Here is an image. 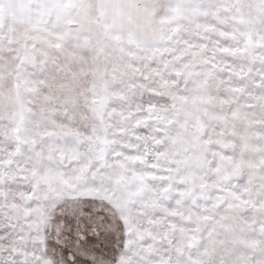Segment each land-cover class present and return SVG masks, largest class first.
<instances>
[{
    "label": "snow or ice",
    "instance_id": "snow-or-ice-1",
    "mask_svg": "<svg viewBox=\"0 0 264 264\" xmlns=\"http://www.w3.org/2000/svg\"><path fill=\"white\" fill-rule=\"evenodd\" d=\"M0 264H264V0H0Z\"/></svg>",
    "mask_w": 264,
    "mask_h": 264
}]
</instances>
